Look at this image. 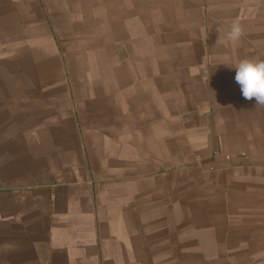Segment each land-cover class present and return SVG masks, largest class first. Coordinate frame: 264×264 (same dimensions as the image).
I'll return each instance as SVG.
<instances>
[{
  "label": "crops",
  "instance_id": "obj_1",
  "mask_svg": "<svg viewBox=\"0 0 264 264\" xmlns=\"http://www.w3.org/2000/svg\"><path fill=\"white\" fill-rule=\"evenodd\" d=\"M244 58L264 0H0V264H264Z\"/></svg>",
  "mask_w": 264,
  "mask_h": 264
},
{
  "label": "clouds",
  "instance_id": "obj_2",
  "mask_svg": "<svg viewBox=\"0 0 264 264\" xmlns=\"http://www.w3.org/2000/svg\"><path fill=\"white\" fill-rule=\"evenodd\" d=\"M241 36L242 27L234 22L228 31V39L238 41ZM229 66L235 69V81L242 96L247 100L255 98L256 105L264 107V59L244 58Z\"/></svg>",
  "mask_w": 264,
  "mask_h": 264
}]
</instances>
